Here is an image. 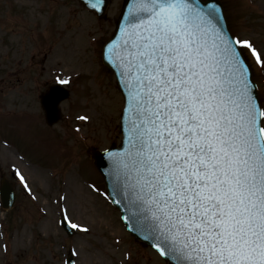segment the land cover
<instances>
[{
	"label": "snow or ice",
	"instance_id": "snow-or-ice-1",
	"mask_svg": "<svg viewBox=\"0 0 264 264\" xmlns=\"http://www.w3.org/2000/svg\"><path fill=\"white\" fill-rule=\"evenodd\" d=\"M121 18L102 56L124 99L121 149L104 153L122 219L169 264H264V102L249 63L264 69V49L215 0H129ZM59 199V223L88 233Z\"/></svg>",
	"mask_w": 264,
	"mask_h": 264
},
{
	"label": "rangeland",
	"instance_id": "rangeland-1",
	"mask_svg": "<svg viewBox=\"0 0 264 264\" xmlns=\"http://www.w3.org/2000/svg\"><path fill=\"white\" fill-rule=\"evenodd\" d=\"M123 1L111 0L97 19L77 0H0V148L13 154L0 149V181L7 179L16 193L12 208L0 202V264H65L74 250L73 264H169L125 229L87 153L121 138L123 97L101 50ZM220 1L231 33L264 49V0ZM68 47L71 63L61 54ZM249 63L264 102V69ZM57 76L69 79L70 95L60 104L62 119L49 126L39 94ZM61 196L88 233L66 235L59 224Z\"/></svg>",
	"mask_w": 264,
	"mask_h": 264
},
{
	"label": "water",
	"instance_id": "water-1",
	"mask_svg": "<svg viewBox=\"0 0 264 264\" xmlns=\"http://www.w3.org/2000/svg\"><path fill=\"white\" fill-rule=\"evenodd\" d=\"M79 1L83 5H85L88 9H90L87 6V0H79ZM108 2H109V0H104V4L102 5L101 10L99 12L94 11L98 18H100L101 16L104 15L105 9L107 7ZM215 2L222 9L221 2L219 0H215ZM128 3H129V0H124V4H123V8H122L121 13L122 12H126ZM222 11H223V9H222ZM121 23H122V18H121V14H120L119 20L117 22L116 30H115L113 36L108 41H110L111 39L115 38L118 35V29H119V25ZM224 24H225V27L227 28L226 20L224 21ZM103 50H104V46H103ZM102 53H103V51H102ZM102 60H103L104 64H106L110 69H112L114 71L118 87L121 90V86L118 83V76H117V71H116L115 67L108 60L104 59L103 56H102ZM54 96L56 97V100H57L55 109H53L52 105H51V100H52V98ZM67 96H68V91L65 88H63L62 86L58 85V84L49 86L48 90L41 95V104H42V107H43V109L45 111L46 121L49 124H52L53 122H56L60 118V109L58 107V104H59L60 101L65 99ZM120 130L122 132V140H121L120 145L119 146H111L108 149H111L113 151H119L121 149L122 141L124 140V134H123V131H122L121 119H120ZM104 153H105V150L104 151L93 150V151L90 152V155L93 158L94 165L96 166L97 170L99 171V173L102 175V177L104 179V182H105V185H106V188H107V193H108V196H109L111 202L113 203V205H115L120 210L121 218H122L123 215L126 214L125 211H124V208H123V204L117 205V204H115L113 202L115 200H121L122 196L116 195L114 193V191H113L112 178L107 174L108 168H109V161L107 160V158H106ZM0 195H1V200H2L3 207H11L14 204V202H15V193H14L13 189L11 188L10 184H8L5 181L2 183V186H1V189H0ZM123 222H124L126 228L128 229V231L136 239L140 240L143 244L151 246L152 241L145 240L143 238L142 234H140L138 232H134L131 227L127 226L128 222H126L125 220H123ZM63 228L65 229L67 234H69V235L72 234V232H73L72 229H67L65 226H63ZM71 260H72V256L70 254L68 256V258H67V262L66 263L68 264V261H69V264H71Z\"/></svg>",
	"mask_w": 264,
	"mask_h": 264
},
{
	"label": "bare ground",
	"instance_id": "bare-ground-1",
	"mask_svg": "<svg viewBox=\"0 0 264 264\" xmlns=\"http://www.w3.org/2000/svg\"><path fill=\"white\" fill-rule=\"evenodd\" d=\"M71 52H72V47H68L67 49L61 50V54H62V57H63L62 59H63L65 62L71 63V57L69 58ZM0 149H1L2 153L10 154V156L13 158V154L10 153V151H9L7 148H5V147L3 146V147L0 148ZM15 158H16V156H15ZM16 159H17V158H16ZM29 169H30V167L27 165V170H29ZM68 179H69L70 182H71V188H72L73 190H75V191L78 190V189H79V186H77V185L75 184L74 179L71 178V177H69ZM67 184H68V182H67ZM81 186H83V185L81 184ZM78 194H79V193H78Z\"/></svg>",
	"mask_w": 264,
	"mask_h": 264
}]
</instances>
